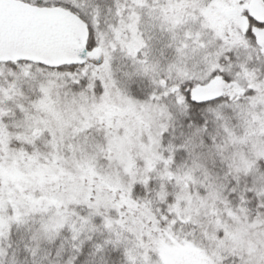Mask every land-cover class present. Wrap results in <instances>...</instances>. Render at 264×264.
<instances>
[{"label":"snow or ice","instance_id":"6c2138e0","mask_svg":"<svg viewBox=\"0 0 264 264\" xmlns=\"http://www.w3.org/2000/svg\"><path fill=\"white\" fill-rule=\"evenodd\" d=\"M0 264H264V0H0Z\"/></svg>","mask_w":264,"mask_h":264}]
</instances>
